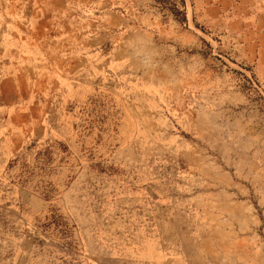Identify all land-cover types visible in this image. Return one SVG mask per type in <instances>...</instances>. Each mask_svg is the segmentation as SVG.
I'll list each match as a JSON object with an SVG mask.
<instances>
[{
    "label": "rangeland",
    "instance_id": "obj_1",
    "mask_svg": "<svg viewBox=\"0 0 264 264\" xmlns=\"http://www.w3.org/2000/svg\"><path fill=\"white\" fill-rule=\"evenodd\" d=\"M196 0H0V264H264V82Z\"/></svg>",
    "mask_w": 264,
    "mask_h": 264
},
{
    "label": "crops",
    "instance_id": "obj_2",
    "mask_svg": "<svg viewBox=\"0 0 264 264\" xmlns=\"http://www.w3.org/2000/svg\"><path fill=\"white\" fill-rule=\"evenodd\" d=\"M199 22L223 31L241 65L264 82V0H196Z\"/></svg>",
    "mask_w": 264,
    "mask_h": 264
}]
</instances>
